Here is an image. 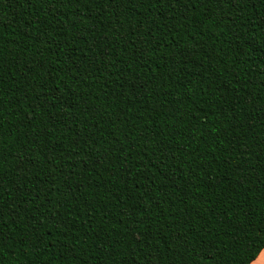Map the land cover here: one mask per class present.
I'll return each instance as SVG.
<instances>
[{
	"label": "trees",
	"instance_id": "16d2710c",
	"mask_svg": "<svg viewBox=\"0 0 264 264\" xmlns=\"http://www.w3.org/2000/svg\"><path fill=\"white\" fill-rule=\"evenodd\" d=\"M263 250L264 0H0V264Z\"/></svg>",
	"mask_w": 264,
	"mask_h": 264
},
{
	"label": "crops",
	"instance_id": "0c3cea01",
	"mask_svg": "<svg viewBox=\"0 0 264 264\" xmlns=\"http://www.w3.org/2000/svg\"><path fill=\"white\" fill-rule=\"evenodd\" d=\"M251 264H264V250L258 256V258L254 262H252Z\"/></svg>",
	"mask_w": 264,
	"mask_h": 264
}]
</instances>
